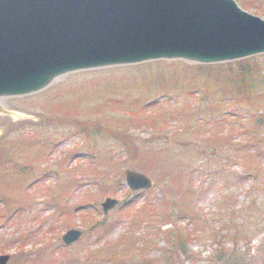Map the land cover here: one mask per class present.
Wrapping results in <instances>:
<instances>
[{
  "label": "rangeland",
  "instance_id": "1",
  "mask_svg": "<svg viewBox=\"0 0 264 264\" xmlns=\"http://www.w3.org/2000/svg\"><path fill=\"white\" fill-rule=\"evenodd\" d=\"M250 1L254 5L244 8L264 17V0ZM245 60L251 72L261 71L245 83L250 98L245 100L243 94L234 96L230 80L215 75L235 71L238 62L204 70L197 65L182 70V62H152L80 72L60 79L43 94L10 100L11 106L36 117L12 122L0 141V254H9L7 264H221L214 254L221 247L229 252L237 248L248 264L262 262L264 230L246 231L251 212L244 210L253 203L264 210V136L249 138L250 119H242L264 114V55ZM187 103L206 107V114L197 117L203 124L194 126V118L181 120L194 111L184 108ZM146 104L150 114L166 116L176 108L186 112L168 123L167 137L159 134L161 139L147 145L158 154L141 145V152L128 157L122 133L131 135L135 145L146 144L155 134L140 121L142 113L147 115ZM5 121L0 117V127ZM219 127L221 136L232 134L230 143L238 151L229 150L232 144L226 142V155H213L217 147L203 148L192 137L191 132ZM38 134H48L49 140H25ZM250 154L254 157L248 158ZM128 169L147 175L152 186L130 190L124 174ZM107 197L118 204L105 213L101 202ZM161 203L173 214L171 228L177 224L190 234L188 254L167 241L159 229L161 221L135 226L143 207L160 208ZM200 218L203 222L196 223ZM231 223L243 226V237L236 240V233L228 230ZM71 228L82 229V237L65 245L62 235ZM121 240L130 244L129 259L121 254ZM114 247L119 249L116 258L99 252Z\"/></svg>",
  "mask_w": 264,
  "mask_h": 264
},
{
  "label": "water",
  "instance_id": "2",
  "mask_svg": "<svg viewBox=\"0 0 264 264\" xmlns=\"http://www.w3.org/2000/svg\"><path fill=\"white\" fill-rule=\"evenodd\" d=\"M262 53L264 18L236 0H0V114L10 124L34 118L6 100L79 71L164 59L210 65ZM125 174L133 189L151 186L141 173ZM116 202L107 198L104 211ZM79 236L70 230L63 240ZM7 260L0 256V264Z\"/></svg>",
  "mask_w": 264,
  "mask_h": 264
},
{
  "label": "trees",
  "instance_id": "3",
  "mask_svg": "<svg viewBox=\"0 0 264 264\" xmlns=\"http://www.w3.org/2000/svg\"><path fill=\"white\" fill-rule=\"evenodd\" d=\"M242 2H243V5L247 6V7L254 5L252 1L248 2L246 0H242ZM239 65H240V68L235 70L237 72L236 75L238 77L236 78V75L233 74L235 71L229 72V70H230V68H229L226 72L227 77H226L225 81H227V79L229 78L232 82H234L238 86L240 84L239 83L240 80H242L243 83L247 82L248 80L249 81L251 80V79H249V75H250V73H252L251 70L249 69L250 67H246V65L242 62L239 63ZM217 72L220 75L222 74V76L224 77L225 73H223V72L220 73L219 71H217ZM236 80L238 82H236ZM243 83L240 85H243ZM157 115L158 116H154V117L146 116L143 123L146 122L145 124L149 125L150 127L155 128V129L159 128L161 130L162 127L166 128L168 125H164V123H168L172 117L170 118V116H169V118H168V117L164 116L163 112H159ZM160 119L164 120V122H162ZM251 122L255 123L256 121L251 120ZM255 125H256V123H255ZM188 127H190V125L186 126V128H188ZM256 127H257V125H256ZM161 131H163V130H161ZM207 132H210L209 136L201 138L200 141L198 139L200 133L199 134L192 133V137L194 136L195 139L198 140V142H201L203 147L204 146L211 147L213 145L215 147H217L216 150H213V153H212L213 155L215 154V152H217L218 154L225 156L226 155V153H225L226 142H227V144L230 143V137L232 134L225 133L221 136L220 134L222 133V129L220 127L217 130L215 129L214 131L208 130L205 132V134ZM203 133L204 132H201V134H203ZM121 136L124 137L123 140H124L125 148H126L128 154L130 156L135 155L137 152H141V147H139L138 145H135L132 142V138L129 134L125 135L124 133H122ZM248 136L255 137L256 132L252 130V131L248 132ZM230 144H232V143H230ZM228 148H229V150L238 151V149H236V147H234L233 144L229 145ZM145 151L147 152V150H145ZM148 151H151L152 154H156V152L151 150V149ZM151 152H148V153H151ZM253 157L254 156L252 154H250L248 158H253ZM252 162H254V161H252ZM245 165H246V167L251 166L249 163H247V161H246ZM176 182L180 183V180H178V181L176 180ZM176 185L178 186V184H176ZM184 190H186L185 192H187L188 195L192 193L190 188H188V189L184 188ZM179 191L184 195V191L182 189H179ZM166 206H167V204L164 203V204H162V206H160V208L159 207H150V206L143 207V209H141V211H140V215H142V219L141 220L139 219L138 221L139 222L146 221V220H148V221L153 220L154 222L157 220L161 221L159 224L160 225L159 229L161 230L162 233H164L166 235L167 241L170 242L171 244H174V246H177V248L180 251H182L183 253L188 254V251H185V248L187 246L186 244H188L189 239H187V238L189 237L190 234L186 233V231L183 227L181 228L180 226H177V224H175L174 229L173 228L162 229V227L166 224L171 223L173 225V221H174L173 217H171L173 214L166 208ZM154 210L158 211V214H156L157 216L154 215ZM247 211L251 212V214H249V216H248V220H251V222L248 221V225L245 226L244 228H246V231H247V228L249 230H251L253 227H255L256 231L255 230H253V231L254 232H260V230L264 228V216H262V214L264 213L263 208L260 207V205L253 203V204L249 205V207H247L244 210V212H247ZM195 222L198 224H201L200 222H203V220H202V218H200L197 221L195 220ZM100 223H102V221L98 222V224H100ZM246 223H244V224H246ZM249 223H251V225H252L251 227H249ZM203 224H206V223H203ZM241 227H243V226H241ZM241 227L231 223L228 230H231L232 232L236 233V236H235L236 239H240L241 237H243L242 236V230L244 229ZM190 231H192V230H190ZM211 233L212 234H210V235L212 237H214V238L217 237V234H215L214 232H211ZM220 238H221V235H220ZM129 247H130L129 245L125 244V246L123 248L124 253L122 252L124 254V256H125V254H127ZM116 251H119V249L114 247V250L111 253L114 254V253H116ZM238 252L239 251L237 248H235L229 252L225 248L221 247L220 249H217L214 254L218 258L219 262H221V264H248V263H246L247 258L242 256V254L238 253ZM108 253H110V251H108ZM258 263L264 264V260L262 262L260 261Z\"/></svg>",
  "mask_w": 264,
  "mask_h": 264
}]
</instances>
